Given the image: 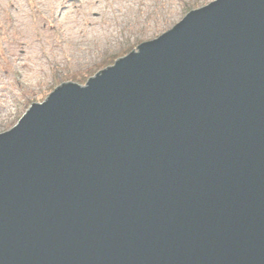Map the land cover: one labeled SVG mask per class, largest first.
Masks as SVG:
<instances>
[{
	"label": "water",
	"instance_id": "water-1",
	"mask_svg": "<svg viewBox=\"0 0 264 264\" xmlns=\"http://www.w3.org/2000/svg\"><path fill=\"white\" fill-rule=\"evenodd\" d=\"M0 264H264V0L189 11L0 133Z\"/></svg>",
	"mask_w": 264,
	"mask_h": 264
},
{
	"label": "rangeland",
	"instance_id": "rangeland-1",
	"mask_svg": "<svg viewBox=\"0 0 264 264\" xmlns=\"http://www.w3.org/2000/svg\"><path fill=\"white\" fill-rule=\"evenodd\" d=\"M213 1L0 0V133L71 75L125 57Z\"/></svg>",
	"mask_w": 264,
	"mask_h": 264
},
{
	"label": "trees",
	"instance_id": "trees-1",
	"mask_svg": "<svg viewBox=\"0 0 264 264\" xmlns=\"http://www.w3.org/2000/svg\"><path fill=\"white\" fill-rule=\"evenodd\" d=\"M117 58L118 57L114 56L112 58L105 59L100 65H98L96 67H93V69L82 71L81 73L71 75V77H68L67 81L73 80V81H75L77 83H80V84L86 83L95 74H97L100 71L104 70V68H107V67L113 65Z\"/></svg>",
	"mask_w": 264,
	"mask_h": 264
},
{
	"label": "bare ground",
	"instance_id": "bare-ground-1",
	"mask_svg": "<svg viewBox=\"0 0 264 264\" xmlns=\"http://www.w3.org/2000/svg\"><path fill=\"white\" fill-rule=\"evenodd\" d=\"M64 10H65V8L61 9V10H57L58 11V15L59 16H64L66 14Z\"/></svg>",
	"mask_w": 264,
	"mask_h": 264
}]
</instances>
